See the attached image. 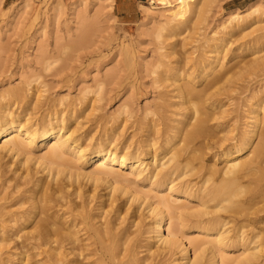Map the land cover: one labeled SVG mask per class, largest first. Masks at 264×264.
Wrapping results in <instances>:
<instances>
[{"label": "bare ground", "instance_id": "obj_1", "mask_svg": "<svg viewBox=\"0 0 264 264\" xmlns=\"http://www.w3.org/2000/svg\"><path fill=\"white\" fill-rule=\"evenodd\" d=\"M148 2V10L155 8L156 0ZM159 4L163 26L179 35L201 9L194 0ZM224 41L215 44L211 61L198 62L200 78L192 70L180 73L177 65L155 71L157 86L174 87L161 104H178L180 111L149 110L142 138L128 143L119 138L131 116L128 105L110 125L93 121L100 131L89 137L69 124L82 104L51 97L46 84L31 80L0 90V264L17 255L24 264L34 257V264H259L264 229L252 221L264 212V99L254 93L246 100L247 120L223 108L237 84L233 74L237 80L242 75L236 72L245 71L227 66V54L219 53ZM174 52L171 46L165 55ZM214 149L212 160L223 158L222 166L203 163ZM148 156L154 163L146 162ZM195 170L199 182L178 180ZM131 175L143 176L152 189L144 191ZM161 186L169 193L158 195ZM172 192L185 202L176 203ZM231 222L240 225L229 234ZM246 226L253 227L250 237ZM190 227L212 238L189 237ZM232 243L253 246L233 257L223 250Z\"/></svg>", "mask_w": 264, "mask_h": 264}, {"label": "rangeland", "instance_id": "obj_2", "mask_svg": "<svg viewBox=\"0 0 264 264\" xmlns=\"http://www.w3.org/2000/svg\"><path fill=\"white\" fill-rule=\"evenodd\" d=\"M149 6L148 0H0V90L31 80L46 84L49 88L46 94L51 97L64 96L82 104L84 109L78 112V120L72 119L69 124L77 126L76 134L89 137L96 136L108 121L111 120L110 125L115 117L121 118L123 115L119 113L128 105L131 116L126 125L119 128V138L122 143H128L132 138L133 141L142 138L140 127L149 110L153 113L159 105L167 111H180L178 104L170 107L161 104L162 96L174 87L157 86L155 71H162L166 65H177L182 68L180 73L192 70L200 78L198 62L211 61L217 54L215 44L219 38L226 37L219 53L227 54L224 59L227 66L238 65L235 69L244 67L245 71L236 72L242 79L238 76L235 80L233 74L237 84L232 85L231 100L223 108L235 110L234 113L239 110L243 120H247L246 100L254 93L264 99V0H194L193 7L196 11L201 7L202 12L192 14L181 35L163 26L164 17L160 13L164 8L159 0L155 8L148 10ZM237 13L242 17L231 22L230 18ZM236 22L239 26L230 30ZM171 46L175 52L165 55ZM171 76L174 77L169 73L164 76L169 78L167 82L171 81ZM178 101L174 99L175 103ZM96 119H100L97 130L96 125H92ZM222 129L215 127L216 131ZM214 151L205 152L203 163L222 166L223 158L212 160ZM145 160L154 163L152 157ZM201 167L203 169V165ZM194 172L178 180L195 184L200 181L201 171ZM129 177L144 191L152 189L143 176ZM167 193V186H161L158 195ZM172 194L173 199L179 196L176 203L185 202L182 193ZM189 202L195 205L197 199L190 198ZM132 207L135 208V204ZM261 214L262 219L252 222L255 227L264 229V212ZM239 225L233 222L227 225L231 230L229 234ZM252 228L246 226L244 235L250 237ZM186 232L189 237L212 238L198 234L194 227ZM247 246L252 247L253 243L238 247L232 243L223 249L224 254L236 257ZM13 258L7 264H24L18 255ZM38 259L34 257L31 263ZM256 262L264 263V250Z\"/></svg>", "mask_w": 264, "mask_h": 264}]
</instances>
